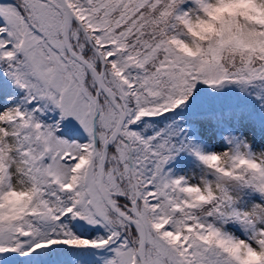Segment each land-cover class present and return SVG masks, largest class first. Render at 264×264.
I'll return each instance as SVG.
<instances>
[{
	"label": "snow or ice",
	"instance_id": "1",
	"mask_svg": "<svg viewBox=\"0 0 264 264\" xmlns=\"http://www.w3.org/2000/svg\"><path fill=\"white\" fill-rule=\"evenodd\" d=\"M0 264H264V0H0Z\"/></svg>",
	"mask_w": 264,
	"mask_h": 264
}]
</instances>
